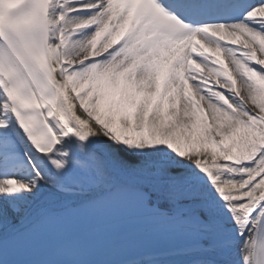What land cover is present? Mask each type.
<instances>
[{"label":"snow or ice","instance_id":"snow-or-ice-1","mask_svg":"<svg viewBox=\"0 0 264 264\" xmlns=\"http://www.w3.org/2000/svg\"><path fill=\"white\" fill-rule=\"evenodd\" d=\"M0 264H264V0H0Z\"/></svg>","mask_w":264,"mask_h":264}]
</instances>
